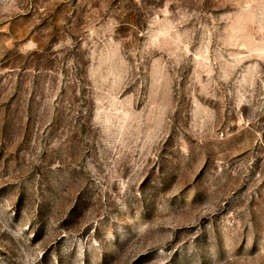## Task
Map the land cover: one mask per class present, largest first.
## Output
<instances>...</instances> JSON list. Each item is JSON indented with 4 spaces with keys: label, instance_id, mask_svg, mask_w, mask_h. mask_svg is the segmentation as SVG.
<instances>
[{
    "label": "rangeland",
    "instance_id": "obj_1",
    "mask_svg": "<svg viewBox=\"0 0 264 264\" xmlns=\"http://www.w3.org/2000/svg\"><path fill=\"white\" fill-rule=\"evenodd\" d=\"M0 264H264V0H0Z\"/></svg>",
    "mask_w": 264,
    "mask_h": 264
}]
</instances>
